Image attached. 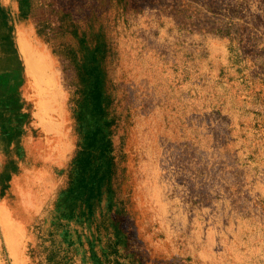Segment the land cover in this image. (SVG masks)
Segmentation results:
<instances>
[{
    "label": "rangeland",
    "instance_id": "obj_1",
    "mask_svg": "<svg viewBox=\"0 0 264 264\" xmlns=\"http://www.w3.org/2000/svg\"><path fill=\"white\" fill-rule=\"evenodd\" d=\"M15 1L13 16L0 0V264H264V0L112 11L125 242L105 203L89 222L55 210L78 139L67 74Z\"/></svg>",
    "mask_w": 264,
    "mask_h": 264
},
{
    "label": "trees",
    "instance_id": "obj_2",
    "mask_svg": "<svg viewBox=\"0 0 264 264\" xmlns=\"http://www.w3.org/2000/svg\"><path fill=\"white\" fill-rule=\"evenodd\" d=\"M144 2L158 0H18L21 17L32 20L37 35L60 59L70 91L71 126L78 139L55 210L62 219L89 222L105 203L115 237L124 242L118 149L122 135L108 68L114 55L110 16L119 7ZM7 20L0 5V47L14 46Z\"/></svg>",
    "mask_w": 264,
    "mask_h": 264
},
{
    "label": "bare ground",
    "instance_id": "obj_3",
    "mask_svg": "<svg viewBox=\"0 0 264 264\" xmlns=\"http://www.w3.org/2000/svg\"><path fill=\"white\" fill-rule=\"evenodd\" d=\"M1 3H2V5H4L7 9H8V11L14 16V14L13 13H15L16 12V9H17V7H16V1L15 0H1ZM49 84H47L46 86H47V90H49V87L50 86H54V82H52L51 84H50V82L49 81H47ZM51 96H53V100L55 101H57L58 102V97L56 96V92H54V93H52V95ZM57 115L59 116H62V111H61V109L60 110H58V113H57Z\"/></svg>",
    "mask_w": 264,
    "mask_h": 264
}]
</instances>
